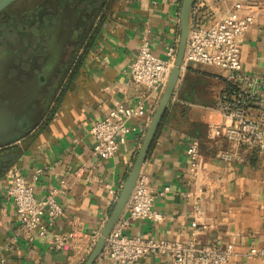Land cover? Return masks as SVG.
<instances>
[{
	"label": "crops",
	"instance_id": "1",
	"mask_svg": "<svg viewBox=\"0 0 264 264\" xmlns=\"http://www.w3.org/2000/svg\"><path fill=\"white\" fill-rule=\"evenodd\" d=\"M198 1L204 4L200 18L206 26L226 14L248 13L233 11L234 0ZM181 3L114 0L96 16L93 32L85 38L87 43L95 34L90 52L79 62L82 52L78 68L76 64L63 76L36 124L30 126L28 115H21L18 122L25 127L21 139L0 144V254L6 264H80L95 235L101 234L147 130L130 135L114 158L102 160L93 154L90 129L120 103H143L156 112L162 96L133 84L131 65L144 38L162 58L168 47L179 44ZM240 48L244 70L264 75V9L241 38ZM226 88L225 72L217 67L193 63L182 71L176 101L172 99L142 168L154 187L170 188L155 200V209L164 220L131 221L126 234L187 243L194 238L193 212L199 204V224L209 226L196 236L199 245L232 249L227 264H264V256H249L252 248L264 249V154L240 148L244 163L216 157L221 150L234 149L213 133L214 126L225 122L219 98ZM41 90L45 97L44 85ZM132 124L142 126L143 120ZM194 139L200 142L202 160L197 179L191 174L187 153ZM36 169L42 170L36 183L37 199L58 189L57 199L64 208L46 238L37 233L28 237L6 196L14 171L20 170L32 181ZM72 231L79 232L78 237L57 251L55 238ZM94 264L113 263L102 257ZM134 264L172 263L169 256L153 254Z\"/></svg>",
	"mask_w": 264,
	"mask_h": 264
},
{
	"label": "built area",
	"instance_id": "2",
	"mask_svg": "<svg viewBox=\"0 0 264 264\" xmlns=\"http://www.w3.org/2000/svg\"><path fill=\"white\" fill-rule=\"evenodd\" d=\"M203 6L197 0L193 7L182 69L194 63L217 67L225 72L227 88L219 98L225 122L214 126L213 133L215 137L230 143L234 149L221 150L216 157L227 162L244 163L246 158L240 148L264 154V75L249 74L244 70L240 40L256 23L258 14L264 9V0H234L233 11L240 13L248 10V13L226 14L209 26L200 18ZM177 50L178 44L168 47L166 57L162 58L153 53L149 40L144 38L131 65V82L162 96L175 64ZM173 101H176L175 95ZM154 113L143 103L116 105L90 129L95 140L93 154L102 160L114 158L130 135L138 133L140 129H148ZM138 119L143 120L142 126L132 124V121ZM187 153L190 157L191 174L197 179L202 170L199 140L190 141ZM41 173V169H36L32 181H29L20 170L14 171L12 182L6 191L28 237L37 233L46 238L54 220L64 214V208L57 199L60 190L53 189L44 199H37L36 183ZM169 190V187H154L149 177L141 171L126 209L98 258H108L113 264H134L150 255L159 254L169 256L172 264H227L233 255L232 249L201 246L196 240L198 233L209 229L208 225L199 224V204H196L193 212L194 238L187 243L130 237L126 234L131 221L161 223L164 220V215L155 209V200ZM110 193L116 196L114 190ZM78 235L77 231L58 235L54 240V248L59 252L63 251ZM100 235H95L92 246L81 258L80 264L86 262ZM17 240L14 238V243ZM249 256H264V249L252 248ZM0 264H6L2 254Z\"/></svg>",
	"mask_w": 264,
	"mask_h": 264
},
{
	"label": "flooded vegetation",
	"instance_id": "3",
	"mask_svg": "<svg viewBox=\"0 0 264 264\" xmlns=\"http://www.w3.org/2000/svg\"><path fill=\"white\" fill-rule=\"evenodd\" d=\"M44 2L45 0H18L0 12V40L9 52L22 47L21 52L24 53L19 61L22 69H28L30 60L37 62L33 75L37 83L45 86V97L49 99L63 76L76 66L86 45L85 38L93 32L96 16L110 7L114 0H46ZM64 3L78 8V13L88 11L87 17L79 18V24L72 26L71 30L69 19L64 20L63 26L69 29V37L67 40L54 39L52 35L54 22ZM8 25L13 27L8 30ZM52 40L53 44H51ZM55 43L58 47H55ZM40 67L45 70L39 71Z\"/></svg>",
	"mask_w": 264,
	"mask_h": 264
},
{
	"label": "rangeland",
	"instance_id": "4",
	"mask_svg": "<svg viewBox=\"0 0 264 264\" xmlns=\"http://www.w3.org/2000/svg\"><path fill=\"white\" fill-rule=\"evenodd\" d=\"M77 10L78 8L70 4H62L54 22L55 28L52 33L54 39L67 40L69 37L70 31L63 26L64 20L69 19L71 30L72 26L79 24V18L87 17L88 11L78 13ZM12 27L8 25L7 29ZM53 43L52 40L51 44ZM55 47H58L57 43ZM21 48L18 47L9 52L0 40V144L2 145L22 134L25 127L19 125L21 115H28L29 125H35L47 104V97L42 96V85L37 83L33 75L38 64L34 62L35 60H30L28 69H22L19 61L24 52H21ZM38 69L45 70L41 67Z\"/></svg>",
	"mask_w": 264,
	"mask_h": 264
},
{
	"label": "water",
	"instance_id": "5",
	"mask_svg": "<svg viewBox=\"0 0 264 264\" xmlns=\"http://www.w3.org/2000/svg\"><path fill=\"white\" fill-rule=\"evenodd\" d=\"M16 1L18 0H0V12L5 10L7 7H9ZM196 1L197 0H182L180 8L181 34L174 67L170 73L169 79L167 81L165 90L162 94L157 110L145 133L142 146L138 152L134 165L122 186V189L115 202L110 217L106 225L102 229L100 238L98 239L93 251L91 252L84 264H94L98 257L102 254L108 237L110 236L112 230L114 229L115 225L117 224L126 209V206L135 188L138 177L142 171L143 165L148 159L154 141L156 140L159 130L168 113L170 103L173 99L176 88L182 76V65L185 57L190 29V17ZM19 138L21 139V137Z\"/></svg>",
	"mask_w": 264,
	"mask_h": 264
},
{
	"label": "trees",
	"instance_id": "6",
	"mask_svg": "<svg viewBox=\"0 0 264 264\" xmlns=\"http://www.w3.org/2000/svg\"><path fill=\"white\" fill-rule=\"evenodd\" d=\"M95 38H96L95 34H93L89 37L88 42L86 43V45L83 49V56H82V58H80L79 62H81L84 59L85 55H88V53L90 52V50H91V48L95 42ZM76 68H78V64H77Z\"/></svg>",
	"mask_w": 264,
	"mask_h": 264
}]
</instances>
